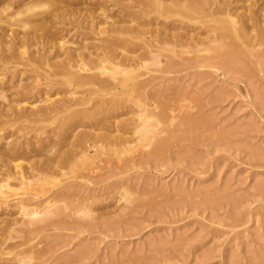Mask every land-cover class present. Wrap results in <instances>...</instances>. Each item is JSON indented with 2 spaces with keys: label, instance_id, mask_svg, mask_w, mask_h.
I'll return each mask as SVG.
<instances>
[{
  "label": "rangeland",
  "instance_id": "374dc122",
  "mask_svg": "<svg viewBox=\"0 0 264 264\" xmlns=\"http://www.w3.org/2000/svg\"><path fill=\"white\" fill-rule=\"evenodd\" d=\"M73 2L68 0L70 9L78 7ZM62 21L50 18L52 27L47 24L45 33L37 32L41 37L30 50L45 51L49 58L59 52L55 46L64 32L58 34L55 27L70 23ZM5 32L0 30V36ZM7 33L15 37L18 32ZM64 39L75 44L81 41L72 33ZM53 43L54 48L47 51ZM12 65L15 72L25 69L19 62ZM217 65L185 64L168 71L163 62L160 67L140 69L139 81L147 82L150 92L183 102L181 108L172 104L174 100L170 104L173 111H167L159 127L166 131L161 137L172 130L183 133L164 150H155V140L137 142L119 160L111 157L107 165L98 162L93 173L73 166L50 178L53 192H60L58 200L67 205L63 224L57 217L42 215L27 224L15 215V208L0 212V237L6 241L0 264H264V62L246 57L227 67ZM30 82L25 76L19 82L9 74L4 76L1 87L6 100H0V108L14 105L17 90H22L19 87ZM42 82L38 87H44ZM51 91L39 96L35 105L48 104L47 98L65 97L53 96ZM132 111L135 107L119 111L108 121L128 120ZM185 118L195 126L184 124ZM20 121L0 124L1 133L10 143L29 144L35 161L45 158L43 149L49 144L55 149L48 157H56L68 150L71 135L103 134L105 130L100 129L110 124L86 120L75 125L72 134L68 131L46 139L50 131H56L58 119L40 125ZM22 158L18 161L23 164L32 161ZM73 181L82 183L77 199L84 200L92 211L89 215L75 213L85 206L62 196L61 188ZM14 193L18 200L30 192L17 188ZM31 238L29 259L24 243Z\"/></svg>",
  "mask_w": 264,
  "mask_h": 264
},
{
  "label": "bare ground",
  "instance_id": "6f19581e",
  "mask_svg": "<svg viewBox=\"0 0 264 264\" xmlns=\"http://www.w3.org/2000/svg\"><path fill=\"white\" fill-rule=\"evenodd\" d=\"M71 1L78 5L76 9L69 8L68 0H0V30L6 31L0 36V100H6L1 84L7 74L18 78V82L23 76L32 81L25 87L18 86L22 90H17L14 105L6 101L10 105L0 108V124L26 120L28 124L40 125L58 119L56 131L46 136L51 139L68 131L72 134L75 125L82 121L99 120L102 124L119 111L133 107L135 111L128 120L116 124L108 121L110 124L100 129L106 133L71 135L70 147L57 154L59 156L48 157L55 145L45 146V158L40 161L30 155L33 150L29 149V144L6 141L8 137L0 129V212L15 208V215L19 214L27 224L40 215L46 219L57 217L63 224L67 205L64 200H58L56 195L60 192H53L54 184L49 179L62 175L65 168L79 166L93 173L99 168L98 162L107 165L111 157L119 160V155L131 151L137 142L155 140V150L161 151L170 140L181 135L178 133H183L179 129L172 130L161 137L166 131L159 127L166 120L167 111H173L170 104L174 100L172 104L181 108L183 102L150 92L148 83L139 81L140 69L160 67L163 62L168 71L185 64L199 68H213L217 64L227 67L246 57L264 62V0ZM50 18L70 23H64L68 28L55 27V31L62 35L64 32V36L55 46L59 52L49 58L45 51L40 53L37 48H30L35 47V39L41 37L37 32L45 33L46 25H51ZM12 26L18 28L15 37L7 33L16 32L10 30ZM69 33L81 37V41L78 44L65 42ZM52 48L54 43L49 44L47 51ZM130 53L137 54L127 55ZM16 62L25 69L15 72L12 64ZM41 79L44 87L40 88ZM50 90L53 96L65 97L47 98L48 104L36 106L38 98L47 96ZM34 97V102L29 101ZM157 108H160L158 112ZM183 123L195 126L188 118ZM25 154L29 156L24 157ZM20 157L32 161L23 164L18 161ZM81 186L82 183L73 181L60 191L77 206H85L84 200L77 199ZM17 188L30 193L16 200ZM58 202H62L60 207ZM77 212L89 215L92 211L85 206V210L76 209ZM5 242L0 237V251ZM32 243V238L24 243L29 259Z\"/></svg>",
  "mask_w": 264,
  "mask_h": 264
}]
</instances>
